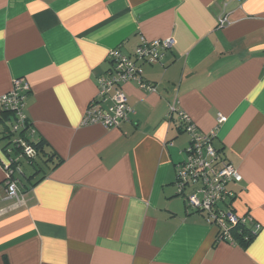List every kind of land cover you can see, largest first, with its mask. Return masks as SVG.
I'll return each mask as SVG.
<instances>
[{"label": "crops", "instance_id": "0c3cea01", "mask_svg": "<svg viewBox=\"0 0 264 264\" xmlns=\"http://www.w3.org/2000/svg\"><path fill=\"white\" fill-rule=\"evenodd\" d=\"M141 36L174 38L139 62L156 91L127 82L128 120L83 125L109 52L130 55ZM16 78L56 166L32 184L22 160L17 205L0 163V264H264V0H0V96ZM173 102L238 168L231 207L259 225L247 247L217 241L178 194L189 136L167 118ZM11 123L0 107V160Z\"/></svg>", "mask_w": 264, "mask_h": 264}, {"label": "built area", "instance_id": "2783aa9c", "mask_svg": "<svg viewBox=\"0 0 264 264\" xmlns=\"http://www.w3.org/2000/svg\"><path fill=\"white\" fill-rule=\"evenodd\" d=\"M241 3L244 0H236ZM229 21L222 16L217 21V26H224ZM174 38L147 40L140 37L130 55H125L118 50L108 54L109 68L106 73L97 79V94L88 103L82 117V124L100 123L106 128H117L128 120L134 113L128 104L127 95L123 85L135 82L139 88L147 92H155L156 86L145 80L142 76L140 63H153L158 61L163 52L172 48ZM30 90L25 78L13 80L12 88L0 96V107L11 110L16 119L11 124V130L18 131L26 116L23 113L24 99ZM173 115L178 119L180 128L189 136V143L184 149L185 157L175 164V185L178 194L182 195L188 212H200L205 220L217 228L218 238L221 241H233L229 232L231 226L247 217L237 214L231 207L235 193L228 188V184L242 181V176L230 161H227L212 145L215 136L214 130L202 132L190 117L180 110L176 103L169 105L167 118ZM224 120L221 113L217 114V124ZM33 130V129H32ZM170 143V142H169ZM25 153L33 155L30 147H25ZM4 171V184L6 197L14 199L16 204L21 203L17 179L13 178L19 167L12 166V160L6 155L0 160ZM188 190L185 192V190ZM259 225L255 223L254 229Z\"/></svg>", "mask_w": 264, "mask_h": 264}, {"label": "trees", "instance_id": "16d2710c", "mask_svg": "<svg viewBox=\"0 0 264 264\" xmlns=\"http://www.w3.org/2000/svg\"><path fill=\"white\" fill-rule=\"evenodd\" d=\"M3 117L11 118L12 123L16 119L15 114L11 110H3ZM32 123L28 120V118H24L23 123L21 124L18 131H13L10 128L7 131L2 133H6L3 135L4 138L8 139L6 147H4V152H6V156L12 160L13 167H20V163L22 160H25L27 164H29L33 168V175H39L38 178L32 182V184L36 183L37 181L41 180L47 171L53 169L56 165H50L52 157L54 154L52 152H46L44 150L45 140L41 137H34V129L32 130ZM28 146L32 149L33 155H28L25 153V147ZM53 154V155H52ZM60 161V160H59ZM58 161V162H59ZM56 162V164L58 163ZM19 169V168H18ZM20 170V169H19ZM14 179L18 181L19 187V180L16 175H13ZM3 187L4 184L2 183ZM5 188V187H4ZM195 213V212H189ZM196 214V213H195ZM197 214L204 215L200 212ZM247 217L244 221H239L234 226H231L229 232L232 236L231 243H237L241 247L245 248L249 245V243L253 240L256 235V230L253 228L254 223L248 215H243ZM253 223V224H252ZM216 240L218 241V232L216 235ZM230 242V241H226Z\"/></svg>", "mask_w": 264, "mask_h": 264}, {"label": "rangeland", "instance_id": "374dc122", "mask_svg": "<svg viewBox=\"0 0 264 264\" xmlns=\"http://www.w3.org/2000/svg\"><path fill=\"white\" fill-rule=\"evenodd\" d=\"M22 170L29 171L27 165H24V166L22 167Z\"/></svg>", "mask_w": 264, "mask_h": 264}]
</instances>
